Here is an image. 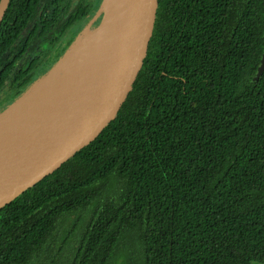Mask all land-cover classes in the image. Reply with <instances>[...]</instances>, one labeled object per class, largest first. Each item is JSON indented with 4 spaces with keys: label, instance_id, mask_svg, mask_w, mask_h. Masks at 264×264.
I'll use <instances>...</instances> for the list:
<instances>
[{
    "label": "trees",
    "instance_id": "1",
    "mask_svg": "<svg viewBox=\"0 0 264 264\" xmlns=\"http://www.w3.org/2000/svg\"><path fill=\"white\" fill-rule=\"evenodd\" d=\"M100 2L9 0L0 111ZM263 50L264 0H159L145 63L113 121L0 208V264H40L57 227L89 206L57 264L264 263Z\"/></svg>",
    "mask_w": 264,
    "mask_h": 264
},
{
    "label": "water",
    "instance_id": "2",
    "mask_svg": "<svg viewBox=\"0 0 264 264\" xmlns=\"http://www.w3.org/2000/svg\"><path fill=\"white\" fill-rule=\"evenodd\" d=\"M158 1L118 0L117 22L110 49L102 58L100 71L87 92L75 102L72 110L31 139L0 150V208L59 168L113 121L145 63ZM8 2L0 0V22ZM104 11V0H101L97 9L101 17L93 30L81 33L82 29L47 72L34 80L0 113L51 73L80 36L99 28ZM263 70L264 50L254 78L257 79Z\"/></svg>",
    "mask_w": 264,
    "mask_h": 264
},
{
    "label": "bare ground",
    "instance_id": "3",
    "mask_svg": "<svg viewBox=\"0 0 264 264\" xmlns=\"http://www.w3.org/2000/svg\"><path fill=\"white\" fill-rule=\"evenodd\" d=\"M104 6L99 28L80 36L51 73L0 113V150L37 135L72 110L90 88L110 49L117 22L118 0H104Z\"/></svg>",
    "mask_w": 264,
    "mask_h": 264
},
{
    "label": "rangeland",
    "instance_id": "4",
    "mask_svg": "<svg viewBox=\"0 0 264 264\" xmlns=\"http://www.w3.org/2000/svg\"><path fill=\"white\" fill-rule=\"evenodd\" d=\"M98 13L96 11L95 16L92 18V21L97 17ZM90 24V23H89ZM97 24H94V26ZM86 25L85 28L83 27V31L81 33L88 31H92L94 26ZM23 37V34L20 38H18L20 41ZM93 207L89 206L85 210L78 211L77 213H73L70 216L71 221H68L65 223V225H61L57 227L53 234V238L51 242L49 241L48 245L46 247H43V251L40 253L39 262L40 264L44 263H51L52 260L55 262L54 264H57L61 261H64L68 259L69 256H71V249L73 246L77 244V237L79 235V232L81 230V222L84 217H88L92 211ZM82 216V219L80 221V217ZM75 222L77 223L75 225ZM43 263H42V262Z\"/></svg>",
    "mask_w": 264,
    "mask_h": 264
},
{
    "label": "flooded vegetation",
    "instance_id": "5",
    "mask_svg": "<svg viewBox=\"0 0 264 264\" xmlns=\"http://www.w3.org/2000/svg\"><path fill=\"white\" fill-rule=\"evenodd\" d=\"M98 7L91 13V14H88V20L87 22L84 24L83 27H85L87 24L90 25V26H94V24H97L100 20V17L101 15H97V17L92 21V18L95 16L96 14V11H97ZM90 23V24H89Z\"/></svg>",
    "mask_w": 264,
    "mask_h": 264
}]
</instances>
